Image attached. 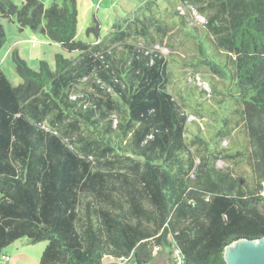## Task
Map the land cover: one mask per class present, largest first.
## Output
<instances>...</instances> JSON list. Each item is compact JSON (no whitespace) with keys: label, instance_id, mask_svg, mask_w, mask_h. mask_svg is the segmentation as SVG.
I'll list each match as a JSON object with an SVG mask.
<instances>
[{"label":"trees","instance_id":"trees-1","mask_svg":"<svg viewBox=\"0 0 264 264\" xmlns=\"http://www.w3.org/2000/svg\"><path fill=\"white\" fill-rule=\"evenodd\" d=\"M220 5L226 27L215 34L235 56L232 71L200 52L214 74L238 81L248 159L218 148L193 153L166 59L127 42L151 37L146 20L90 45L76 41V0L49 8L0 1V18L74 55L34 71L13 52L23 81L16 87L0 68L1 262L26 239L47 242L39 264H155L163 256L176 264L175 250L183 264H226L227 246L264 238V0ZM99 27L88 33L99 37ZM5 44L0 25V50ZM236 158L243 174L217 165Z\"/></svg>","mask_w":264,"mask_h":264},{"label":"rangeland","instance_id":"rangeland-1","mask_svg":"<svg viewBox=\"0 0 264 264\" xmlns=\"http://www.w3.org/2000/svg\"><path fill=\"white\" fill-rule=\"evenodd\" d=\"M1 1V0H0ZM22 7L24 0H10ZM46 8L55 2L63 5L65 0H40ZM78 25L76 41L95 45L103 39L112 40L120 31L134 29L136 19L146 20L151 37L142 38L133 34L128 43L160 53L167 61L169 90L175 100L189 116L186 140L198 158L207 157L217 148L228 153L240 152L246 159L250 155V141L243 123V103L239 97L238 81L229 76L220 77L203 64L200 47L217 60L227 63L230 71L235 56L219 43L215 29L226 27L220 0H76ZM214 19L213 24L210 20ZM227 17V16H226ZM100 25L98 35L88 29ZM6 32V44L0 50V68L13 86L23 83L13 64V52L25 60L34 71L40 70V63L47 62L55 69L57 55L72 58L60 45L50 41L43 33L29 28L21 29L16 20L0 18ZM119 25L120 28H115ZM74 56V55H73ZM229 72V71H228ZM65 120L64 123H68ZM85 135L83 124H79ZM242 158L221 160L220 168H233L242 173L238 162ZM237 164V168L236 165ZM47 242L35 245L26 239L16 242L7 252L13 255L11 262L0 264H39ZM163 256L155 264H165Z\"/></svg>","mask_w":264,"mask_h":264},{"label":"water","instance_id":"water-1","mask_svg":"<svg viewBox=\"0 0 264 264\" xmlns=\"http://www.w3.org/2000/svg\"><path fill=\"white\" fill-rule=\"evenodd\" d=\"M224 260L226 264H264V238L232 243L225 249Z\"/></svg>","mask_w":264,"mask_h":264},{"label":"built area","instance_id":"built-area-1","mask_svg":"<svg viewBox=\"0 0 264 264\" xmlns=\"http://www.w3.org/2000/svg\"><path fill=\"white\" fill-rule=\"evenodd\" d=\"M159 251H160L159 248H155L154 254H157ZM173 257L175 258L176 264H183L182 256L179 250L174 251ZM8 259H9L8 257L3 256V260H8ZM110 264H128V260L127 259L118 260V261L111 262Z\"/></svg>","mask_w":264,"mask_h":264},{"label":"crops","instance_id":"crops-1","mask_svg":"<svg viewBox=\"0 0 264 264\" xmlns=\"http://www.w3.org/2000/svg\"><path fill=\"white\" fill-rule=\"evenodd\" d=\"M7 251H9V250H7ZM8 258H9V260L8 261H6V262H11L12 260H14L13 259V255H10V253L9 252H7L6 254H5ZM13 262V261H12ZM19 263H22L23 264V261L21 260V261H18ZM40 263V262H39Z\"/></svg>","mask_w":264,"mask_h":264},{"label":"clouds","instance_id":"clouds-1","mask_svg":"<svg viewBox=\"0 0 264 264\" xmlns=\"http://www.w3.org/2000/svg\"><path fill=\"white\" fill-rule=\"evenodd\" d=\"M3 256H6V255H4V254H3ZM3 256H2V261L6 262V261H8V260H9V259H8V260H3ZM6 257H7V256H6Z\"/></svg>","mask_w":264,"mask_h":264}]
</instances>
